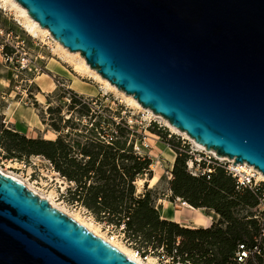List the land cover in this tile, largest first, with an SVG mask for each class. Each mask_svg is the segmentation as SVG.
<instances>
[{
  "label": "water",
  "instance_id": "95a60500",
  "mask_svg": "<svg viewBox=\"0 0 264 264\" xmlns=\"http://www.w3.org/2000/svg\"><path fill=\"white\" fill-rule=\"evenodd\" d=\"M15 1L142 107L264 173V0ZM0 264L139 263L0 171Z\"/></svg>",
  "mask_w": 264,
  "mask_h": 264
},
{
  "label": "rangeland",
  "instance_id": "374dc122",
  "mask_svg": "<svg viewBox=\"0 0 264 264\" xmlns=\"http://www.w3.org/2000/svg\"><path fill=\"white\" fill-rule=\"evenodd\" d=\"M4 9L5 7L1 8L0 0V43L2 39H8L11 44L17 46V50L14 52V47H7V51L12 52V62L4 61L0 54V77L9 79L5 105L12 108L6 116L0 113L3 126L27 137L55 139L59 134H68L66 138L71 140L78 138L75 135L77 132L84 136L88 135L91 123L99 121L106 139L116 135V139L125 141L126 145L130 144L135 153L150 159V173L156 174L158 181L149 186L148 173L141 174L135 180V188L136 193L150 190L155 207L161 215L167 212V209L163 211L164 204L165 208L169 206L173 210L186 209L184 212L187 213V220L184 223L191 228H204L216 223L218 216L212 210L194 207L195 211L187 207V204L183 203L185 201L180 198H171L170 171L176 156L171 144L177 140L182 144L186 141L192 156L188 162L195 167L202 165V162L208 164L210 160H215L214 156L220 159L219 162L226 163L231 159L216 156L215 151L212 150V153L204 146L203 149L197 147L194 140L183 131L171 130L162 116L153 112V116L148 115V112L127 101L121 93L107 88L92 73L81 70L76 65L75 57L69 56L57 47L49 31L50 35L39 33L36 37L32 36L22 27L23 18L16 8L7 6ZM24 52L28 58L27 66L32 69L26 68L22 70V74L14 77L19 69L17 61ZM38 65L43 72L36 74L34 67ZM0 82L4 84L3 80ZM0 104H4L2 99ZM116 126L122 128V133ZM81 140H84V137ZM6 154L0 144V169L21 179L27 188L40 197L47 198L51 206L54 205L87 230L91 231L89 228L95 230L96 233L91 231L95 236L111 238L117 245L136 251L141 259L150 255L153 257L152 264L158 263L156 250L143 244L139 246L140 250L133 248L134 245L124 238L122 225L116 228L106 222L97 221L73 198L75 182L67 180L57 172L48 159L41 155L5 157ZM143 182H146V186ZM262 182L264 183V179L257 181L251 189H255ZM262 207L264 195L259 197V203L250 210L252 214H258L259 208ZM196 215L207 216L210 224L194 226ZM147 249L146 256H141Z\"/></svg>",
  "mask_w": 264,
  "mask_h": 264
},
{
  "label": "trees",
  "instance_id": "16d2710c",
  "mask_svg": "<svg viewBox=\"0 0 264 264\" xmlns=\"http://www.w3.org/2000/svg\"><path fill=\"white\" fill-rule=\"evenodd\" d=\"M116 127L122 133V128ZM88 132L86 136L77 132L78 138L71 140L66 138L68 134H59L55 139L27 137L5 128L0 117V144L7 153L5 157L41 155L48 159L57 172L75 182L73 198L97 221L116 228L122 225L124 238L133 248L140 250L143 244L157 254L160 249L165 254L176 249L182 263L240 264L234 253L237 244L244 242L250 248L258 245L257 252L244 264H263L264 226L250 210L264 195L263 182L255 189L239 186L222 165L211 162L200 165L210 171L194 175L187 168L192 157L189 144L173 142L176 156L170 171L171 198L207 208L218 216L217 222L208 227H184L161 217L150 190L136 193L137 176H152L149 158L135 153L116 135L106 139L99 121L92 122ZM142 253L146 256L148 249Z\"/></svg>",
  "mask_w": 264,
  "mask_h": 264
},
{
  "label": "bare ground",
  "instance_id": "6f19581e",
  "mask_svg": "<svg viewBox=\"0 0 264 264\" xmlns=\"http://www.w3.org/2000/svg\"><path fill=\"white\" fill-rule=\"evenodd\" d=\"M7 6L10 7H14L17 9L18 14H20V16L23 18L21 24L22 27L24 28V30L32 35V36H38V34H49L48 30L42 26H40L38 24L37 21H35L34 19H32L26 9L24 7H22L18 2H16L15 0H1V8L5 7V9L7 8ZM4 9V10H5ZM10 10V9H9ZM12 10V9H11ZM7 11V10H6ZM20 20V19H19ZM18 20V21H19ZM50 35V34H49ZM51 36V35H50ZM52 40L55 42V44L57 45V47H59L61 50H63L66 54H68L69 56L75 57L76 60V65L78 67L81 68V70L83 71H87L89 73H92L94 76H96L98 79H100L105 86H107V88L109 89H114L117 92L121 93L126 99L127 101H129L130 103L136 105L137 107L143 109L144 111L148 112V115L153 116L154 114H152V111L150 109H145L142 108L140 106V104L136 101V99L130 95V94H126L123 91L118 90V88H116L113 84H111L106 78H103L102 76H100L98 74V72L94 69H92L88 63L85 61V59L83 58V56L80 55V53L78 52H71L70 50H68L67 48H65L63 45H61L57 40H55L52 37ZM76 68V67H75ZM163 120L168 124V126L170 127L171 130L176 131L177 129L174 128L166 119L163 118ZM184 134L186 135V133L184 132ZM191 139V138H190ZM195 145L201 149L202 146L198 145L195 143ZM211 152L213 153V151L211 150ZM222 159V158H221ZM228 159V158H227ZM237 168L238 169H243L246 171H256V179L257 181L259 180H263L264 179V173L260 172L259 170L255 169L252 165L247 164L246 162H241V163H237ZM1 172H3L4 174H7L9 176H12L13 178H16L20 181H22L21 179H19L18 177L11 175L9 173L4 172L3 170L0 169ZM143 181V179H142ZM158 181V176L156 174L152 175L151 177H149L147 179V182L149 183V186L154 185L156 182ZM23 182V181H22ZM144 183V182H143ZM141 184V183H140ZM139 184V185H140ZM50 195V194H49ZM45 196V195H44ZM184 204H187V207L191 208V209H195L194 207H192L190 204L183 202ZM54 206V205H53ZM196 211V209H195ZM194 226H199L200 224L206 225L208 223H210V219L207 216H201V215H196L195 216V220H194ZM82 223V222H81ZM84 224V223H83ZM85 225V224H84ZM92 232L96 233L95 230H93L92 228H89ZM105 240H107L110 244L116 246L120 251H122L125 255H127L128 257H130L131 259L135 260L136 262H138L139 264H152L153 262V257L150 255H147L145 259H141L140 257H138V254L136 253V251L131 250V249H127L125 247L120 246L119 244L117 245L115 243V241L111 238H106L103 237Z\"/></svg>",
  "mask_w": 264,
  "mask_h": 264
},
{
  "label": "built area",
  "instance_id": "2783aa9c",
  "mask_svg": "<svg viewBox=\"0 0 264 264\" xmlns=\"http://www.w3.org/2000/svg\"><path fill=\"white\" fill-rule=\"evenodd\" d=\"M7 47H14V52L17 50V46H14L9 42L8 39H2V42L0 43V54L2 55L4 61L12 62V52L7 51ZM19 64L18 71L14 74V77H18V74H22V70H25L26 68L28 70H31L32 68H29L28 65V58L26 57V52L23 53V56H21L20 60L17 61ZM36 74H39L42 71L41 66L34 67ZM209 157V156H208ZM211 157H209L210 159ZM215 160H210L209 163H215L222 165L226 171L235 178L237 184L239 186H245L252 188L257 184L256 180V171H246L241 170L237 168V163H234L233 159H231L229 162H219V158H216L214 156ZM234 163V164H233ZM187 168L188 170L196 175L197 173L201 172L204 173L205 170L210 171V169L202 168L201 166L195 167L190 162H187ZM255 217L258 219V221L261 223L262 226H264V207L259 208L258 214L255 215ZM262 234H264V228H262ZM257 244L253 245L251 248L247 246L246 243L241 242L237 244L236 250H235V259L238 263L244 264V262L247 260L249 256H251L254 252H257ZM159 254H157L156 258L158 260L157 264H192V263H182L179 260V256L177 255L176 249H173L170 254H165L162 249H160Z\"/></svg>",
  "mask_w": 264,
  "mask_h": 264
},
{
  "label": "crops",
  "instance_id": "0c3cea01",
  "mask_svg": "<svg viewBox=\"0 0 264 264\" xmlns=\"http://www.w3.org/2000/svg\"><path fill=\"white\" fill-rule=\"evenodd\" d=\"M3 80L4 84H2V82H0V99H2V101L4 102V104H0V113H2L3 115H7L6 113H8V111L10 109H12L10 107V105H5V103L7 102L6 100V96H8L7 92L9 91L8 88V81L9 79L8 78H5V77H0V81ZM7 119V117H6ZM10 121V120H9ZM165 209H167V212L166 214L164 215H161L162 218H166V219H169V220H173L175 222H178L180 225L184 226V227H189L191 228L190 225L188 224H185L184 221L187 220V213L184 212V210L186 209H182V210H173L171 209L169 206L167 208H165L164 204H163V211H165ZM210 223L206 224V225H209Z\"/></svg>",
  "mask_w": 264,
  "mask_h": 264
}]
</instances>
